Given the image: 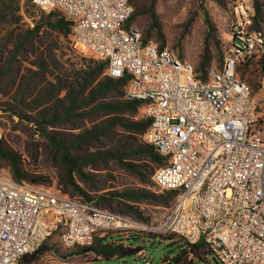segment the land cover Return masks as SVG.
Listing matches in <instances>:
<instances>
[{
  "label": "built area",
  "instance_id": "1",
  "mask_svg": "<svg viewBox=\"0 0 264 264\" xmlns=\"http://www.w3.org/2000/svg\"><path fill=\"white\" fill-rule=\"evenodd\" d=\"M24 1L59 12L75 50L105 61L104 74L127 77L123 97L140 101L134 119H149L142 139L164 157L152 180L175 197L163 218L143 222L0 172V264H19L53 233L70 248L129 230L203 240L223 264H264V104L238 72L262 59L264 73L253 4H236L223 64L198 72L168 47L143 40L128 23L130 0Z\"/></svg>",
  "mask_w": 264,
  "mask_h": 264
},
{
  "label": "rangeland",
  "instance_id": "2",
  "mask_svg": "<svg viewBox=\"0 0 264 264\" xmlns=\"http://www.w3.org/2000/svg\"><path fill=\"white\" fill-rule=\"evenodd\" d=\"M240 1L134 0L141 7L142 13L132 19L131 23L141 30L145 38L168 47L185 60L190 61L196 70L201 72L203 69H199V63L204 54L206 57L204 70L219 68L223 64L230 42L232 24L236 19L235 7ZM245 1L253 4L254 0ZM8 4L12 10L18 8L16 13L20 15V19L18 23L9 25L0 18V70L8 69V73L0 77V147L18 155L25 169L43 175L44 182L35 184L46 188L51 187L68 196L78 197L76 194L66 192V189L58 184L60 169L47 154L44 147L46 141L39 134L38 125L28 122L23 117V114L35 117L36 110H23V106L38 94L49 80H54L56 75L71 78L70 74L74 73L79 63L95 59L89 53L75 50L70 43L69 34L66 36L47 27H41L37 35H31L21 48L16 50L14 48L16 39L27 34L26 30L33 26L36 20L43 18L39 7L26 3L24 0H9ZM55 16L53 15L51 19ZM257 29L264 34V21L260 20ZM40 61L45 69L39 75ZM251 63L249 68L262 66L259 60H253ZM241 68V66L238 68L239 76L248 83L247 78L239 70ZM24 80H29L31 88L27 93H22L19 87ZM261 80L262 83L253 91V96L259 105L264 104V80L263 78ZM24 98L26 101H23ZM9 107L11 109H8ZM102 117L100 114L84 118L73 117L67 124L45 128L55 130L60 136H65L100 121ZM124 133L120 127L107 131L106 137H103L99 143L88 146L87 149L107 148L111 144V137L116 140L122 138ZM140 139L143 141L141 136ZM149 164L153 172L158 167L157 164ZM88 170L93 178L92 185L83 183L81 185L94 201H98L97 205L100 207L127 214L143 222H157L166 215L172 205L173 199L165 203L148 198L118 199L108 195L113 192L144 189L165 195L166 192L152 181V175L150 183H142L138 177L121 168L114 160L97 163L90 166ZM0 172L12 176L8 161L1 157ZM101 195H108V198L99 200ZM140 235L143 237L134 239V245L142 246L144 255L152 259L155 264L164 254L174 255L180 248L178 244L162 239L172 236L174 241L181 242V238L174 234L161 235V237L149 231L135 234V236ZM98 236H111L113 239L123 235L116 231H106L98 233L95 238ZM43 244L48 249L30 264H96L94 260L97 257L94 253H79L76 251L77 247L74 246L62 247L56 233L51 234ZM207 258L211 261L210 264H215L211 254L207 255ZM194 260H196L195 257L190 254L184 264H191ZM141 263V257L135 254L101 261V264Z\"/></svg>",
  "mask_w": 264,
  "mask_h": 264
},
{
  "label": "trees",
  "instance_id": "3",
  "mask_svg": "<svg viewBox=\"0 0 264 264\" xmlns=\"http://www.w3.org/2000/svg\"><path fill=\"white\" fill-rule=\"evenodd\" d=\"M9 0H0V18L5 23L13 25L18 23L20 15L16 13L17 9H10ZM134 6V10L128 19V23L137 15L142 13L141 7L130 0ZM28 3V2H26ZM34 5L33 3H29ZM253 27L259 28L260 20L264 21V7L261 0L253 1ZM9 9V10H8ZM41 18L36 20L27 34L20 36L15 41V49L19 50L22 44L31 35H37L41 27H47L58 31L63 35H68L70 26L68 22L57 11H49L41 9ZM46 12V13H45ZM56 15L53 19L52 16ZM209 23V20L206 19ZM144 41L149 39L142 35ZM164 47L163 44L159 45ZM262 66L260 68L249 66L246 63L241 65V74L247 78L251 92L259 87L262 83L263 60L258 59ZM262 60V61H261ZM40 70L38 74L44 72L45 67L40 61ZM106 66L105 61L90 60L89 62L79 63L73 74L68 76L56 75L54 80H49L48 84L42 88L28 103L23 106V110H36V115L29 116L23 114L28 122L38 125V132L45 139V149L47 154L57 163L60 169L58 176V184L64 187L66 192L76 194L83 200L92 201L97 205L98 201H94L83 188L81 183L92 185L93 178L88 168L105 160H114L121 168L138 177L142 183H150L153 173L149 163L158 166L164 163V157L155 149L152 144L143 142L140 139L149 125V119H134V115L140 104L139 100L124 98V89L127 77L114 78L103 73ZM206 66V57L203 55L199 63V69L204 70ZM240 68V67H239ZM8 73V69L0 70V77ZM29 80L20 83V91L27 93L31 90ZM61 93H63L61 95ZM23 101H26L24 98ZM8 109H11L9 107ZM100 114L102 119L92 123L90 126L80 128L78 132L68 133L60 136L57 131L46 130L47 126H59L69 123L73 117H89ZM120 127L124 130L122 138L114 139L111 137V144L107 148H99L95 150L87 149L88 146L99 143L103 137L107 136V131ZM0 157L8 161L12 177L16 179H28L33 183H43L42 174L33 170L25 169L18 155L10 153L0 147ZM153 181V180H152ZM166 194H155L149 190H126L122 192H113L111 195L118 199H137L148 198L153 201L168 203L174 200L175 192L165 191ZM108 195L99 196V200L107 199ZM73 197V196H71ZM106 208V207H104ZM114 211V210H113ZM116 212V211H115ZM122 237L98 236L93 244L89 246L77 247L79 253L92 252L96 255L94 260L96 264L101 261H108L114 258L136 255L139 258L144 254L142 246L134 245L133 240L141 236H135L136 233L144 231H116ZM156 235H166L155 233ZM181 242L174 241L172 236H166L162 239H168L170 243L179 245L176 254H164L158 263L161 264H184L187 262L188 256L192 254L196 260L191 264H210L211 261L207 255L211 254L215 264H223L216 258L207 246L206 242L200 240L196 243H189L181 236ZM153 235V236H156ZM152 237V236H150ZM116 241V242H115ZM126 244H123L124 242ZM48 248L42 244L32 253L25 254L21 257L19 264H30L45 252Z\"/></svg>",
  "mask_w": 264,
  "mask_h": 264
},
{
  "label": "water",
  "instance_id": "4",
  "mask_svg": "<svg viewBox=\"0 0 264 264\" xmlns=\"http://www.w3.org/2000/svg\"><path fill=\"white\" fill-rule=\"evenodd\" d=\"M28 3H30V1H28Z\"/></svg>",
  "mask_w": 264,
  "mask_h": 264
}]
</instances>
